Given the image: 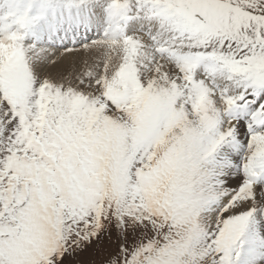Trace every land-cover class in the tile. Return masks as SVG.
<instances>
[{
  "label": "snow or ice",
  "instance_id": "obj_1",
  "mask_svg": "<svg viewBox=\"0 0 264 264\" xmlns=\"http://www.w3.org/2000/svg\"><path fill=\"white\" fill-rule=\"evenodd\" d=\"M0 264H264V0H0Z\"/></svg>",
  "mask_w": 264,
  "mask_h": 264
}]
</instances>
